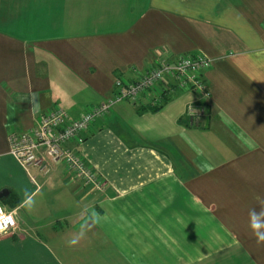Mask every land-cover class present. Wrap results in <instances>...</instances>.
Returning <instances> with one entry per match:
<instances>
[{
	"label": "crops",
	"instance_id": "1",
	"mask_svg": "<svg viewBox=\"0 0 264 264\" xmlns=\"http://www.w3.org/2000/svg\"><path fill=\"white\" fill-rule=\"evenodd\" d=\"M182 56L210 60L207 96L118 103L69 145L99 189L9 154L47 111L78 119ZM4 190L0 264H264V0H0Z\"/></svg>",
	"mask_w": 264,
	"mask_h": 264
},
{
	"label": "built area",
	"instance_id": "2",
	"mask_svg": "<svg viewBox=\"0 0 264 264\" xmlns=\"http://www.w3.org/2000/svg\"><path fill=\"white\" fill-rule=\"evenodd\" d=\"M211 62L203 57L182 56L175 62L158 59L153 67L134 82L115 80L113 94L98 106L92 107L78 119H71L62 109L44 113L38 124L21 134L10 132L7 136L9 154L25 172L37 168L39 172L49 170V162L62 164L72 179L100 188L101 178L87 166L81 154L69 147L82 145L80 134L85 133L97 118L104 117L112 107L121 102L147 101L151 107L162 104L174 89L206 95L203 77ZM207 96V95H206ZM189 114L193 107H188ZM34 183V179L30 178ZM15 210L0 208V235L16 228Z\"/></svg>",
	"mask_w": 264,
	"mask_h": 264
},
{
	"label": "clouds",
	"instance_id": "3",
	"mask_svg": "<svg viewBox=\"0 0 264 264\" xmlns=\"http://www.w3.org/2000/svg\"><path fill=\"white\" fill-rule=\"evenodd\" d=\"M28 203L30 206L33 203L31 201V198H29ZM258 216H264V211H261L259 214H257L255 210H251L249 212V217L251 221L250 226L253 230V234L257 239V242L259 243V242H264V231H261V229H264V225L257 223ZM72 243H75V241H73Z\"/></svg>",
	"mask_w": 264,
	"mask_h": 264
},
{
	"label": "water",
	"instance_id": "4",
	"mask_svg": "<svg viewBox=\"0 0 264 264\" xmlns=\"http://www.w3.org/2000/svg\"><path fill=\"white\" fill-rule=\"evenodd\" d=\"M7 195L8 194L5 190L0 192V198L6 197Z\"/></svg>",
	"mask_w": 264,
	"mask_h": 264
},
{
	"label": "trees",
	"instance_id": "5",
	"mask_svg": "<svg viewBox=\"0 0 264 264\" xmlns=\"http://www.w3.org/2000/svg\"><path fill=\"white\" fill-rule=\"evenodd\" d=\"M98 106V105H97ZM160 106L158 107H152L153 109L152 110H157ZM98 119V118H97Z\"/></svg>",
	"mask_w": 264,
	"mask_h": 264
}]
</instances>
